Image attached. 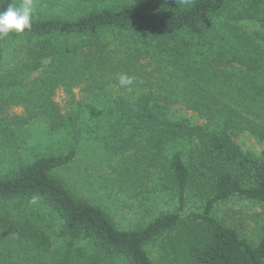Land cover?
Instances as JSON below:
<instances>
[{
  "label": "trees",
  "instance_id": "16d2710c",
  "mask_svg": "<svg viewBox=\"0 0 264 264\" xmlns=\"http://www.w3.org/2000/svg\"><path fill=\"white\" fill-rule=\"evenodd\" d=\"M86 2L75 19L34 15L30 31L0 39V75L7 78L0 85L3 80L16 87L38 71L43 77L37 110L30 118L16 117L14 130L3 125L12 138L3 140L11 146L1 167L18 157L14 167L0 172V264H264V231L254 240L221 209L234 200L264 206V158L246 153L234 140L235 132L246 130L264 141V0ZM9 4L18 5L0 0V10ZM242 22H256L259 29L250 33ZM197 39L203 42L198 50L192 46ZM114 40L125 44L122 52L109 48ZM193 49L201 61L185 70L196 56ZM144 57L180 65L175 76L193 78L183 97L207 124L171 119L169 95L145 90L105 95L97 120L119 118L122 127H132L129 141L142 136L149 161L163 164L161 172L178 195L177 208L125 229L57 175L76 159L75 148L41 154L31 141L37 137L41 146L45 133L20 134L41 115L50 132L77 135L83 105L71 106L65 116L54 100L58 89L71 93L84 81L98 86L108 70L127 73L120 69L123 63L142 69ZM134 75L152 86L145 74ZM33 196L40 198L35 208L29 203ZM189 198L202 203V210L188 212ZM51 218L59 221L57 234L47 224Z\"/></svg>",
  "mask_w": 264,
  "mask_h": 264
},
{
  "label": "rangeland",
  "instance_id": "374dc122",
  "mask_svg": "<svg viewBox=\"0 0 264 264\" xmlns=\"http://www.w3.org/2000/svg\"><path fill=\"white\" fill-rule=\"evenodd\" d=\"M19 3L20 0H17L18 5ZM35 5L34 15L72 20L78 17L83 9H86L88 2L86 0H35ZM237 5L238 2L233 4L234 7ZM226 17L227 13L225 12L220 20ZM241 25L250 33L259 29L256 22H242ZM201 43L203 42L197 39L192 43V46L197 49ZM1 44L2 42L0 46ZM124 46L125 44L114 40L109 48L122 52ZM139 46L133 49H137ZM201 50H204L203 47ZM191 55L195 57L187 62L189 64L186 67H183L185 70H191L194 65L193 62L199 63L201 61L195 49ZM186 59L181 62L182 65ZM155 61L151 58H141L140 66L144 70L129 68L124 63L121 65L120 69L135 77L131 91L120 87L117 79L120 73L117 74L112 70L103 73L104 82L102 83V80L99 79L98 86L91 85V81H84L72 88L71 93L59 88L54 100L60 106L62 114L67 116L71 106L77 110L81 107L80 105H83L85 110L84 116L81 118L82 123L79 120L76 125L77 135L69 133L67 130L50 132L47 125L43 126L45 124L43 122L48 121V118L41 115L36 116L32 121L29 120L30 125L28 124L21 129L20 134L21 136L25 135L24 138H26L31 134L38 136L40 135L39 132L45 133L46 136L42 138L41 146L36 143L37 137L31 141V146L39 147L38 152L41 154L66 152L75 148L78 152L76 159L68 167L60 170L57 175L77 196L101 206L110 214L117 225L125 229L144 226L160 213L177 208L179 206L178 195L161 172V170L163 171V164L156 162L153 165L149 161L151 156L148 153V147L144 149L146 143L142 136L135 135L133 140L129 141L127 138L131 132L128 129L131 126L126 124L122 127L119 118L112 119L110 120L112 122L109 123L108 121L97 120L98 110L105 104V95L111 94L117 98L120 96L127 97L134 93L135 96L143 90L169 95L170 111L168 115L171 119L187 120L196 125L207 124L206 119L187 107L188 103H191V99H184L183 97L189 95L188 90L193 78L176 77L174 73L181 67L180 65H173V61V64H168L165 60ZM49 62L46 61L45 65H49ZM134 74L141 76L145 74L152 86H144V82ZM41 76V71L34 72L30 76H25L16 87L4 86L2 80L0 85V123L4 124H0V159L9 156L8 149L11 146L3 141L5 138H12L9 130L3 131L4 127L12 126V130H14L16 117L30 118V115L37 110V105L41 104L36 94L37 88H40L42 84L40 80L43 77ZM0 78L7 79L6 76ZM33 124L36 127L31 132V125ZM234 140L246 153L264 158V141L259 140L249 131L235 132ZM17 157L18 155H14V163L12 164L5 163L1 167L0 163V172L6 171L9 167H14ZM201 204L189 198L186 209L188 212L201 211ZM32 206L35 208L36 205L33 204ZM38 207L42 212L49 213V209L45 205L39 204ZM221 209L226 212L222 213L228 214L226 217L229 220L243 228L247 235L254 240H257L263 233V205L234 200L224 204ZM41 220L44 219L41 218ZM47 224L56 231L55 234L59 232L57 219L51 218ZM159 248L158 244L153 250V257L157 258Z\"/></svg>",
  "mask_w": 264,
  "mask_h": 264
},
{
  "label": "clouds",
  "instance_id": "9594fccd",
  "mask_svg": "<svg viewBox=\"0 0 264 264\" xmlns=\"http://www.w3.org/2000/svg\"><path fill=\"white\" fill-rule=\"evenodd\" d=\"M189 3L190 0H182ZM35 0H20L19 5L9 4L4 10H0V39L9 34H23L30 31L33 24L35 13ZM120 87L132 90L135 77L127 73H120L117 77ZM38 196L31 197L29 203L36 204L39 201Z\"/></svg>",
  "mask_w": 264,
  "mask_h": 264
}]
</instances>
